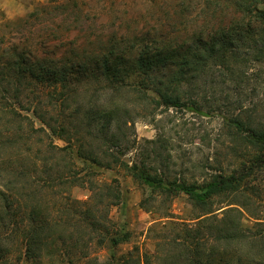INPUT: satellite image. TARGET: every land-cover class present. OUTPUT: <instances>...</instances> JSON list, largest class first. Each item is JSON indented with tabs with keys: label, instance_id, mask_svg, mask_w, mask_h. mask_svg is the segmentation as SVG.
Instances as JSON below:
<instances>
[{
	"label": "rangeland",
	"instance_id": "374dc122",
	"mask_svg": "<svg viewBox=\"0 0 264 264\" xmlns=\"http://www.w3.org/2000/svg\"><path fill=\"white\" fill-rule=\"evenodd\" d=\"M54 1L0 0V45L20 43V48L25 47L27 42H22L29 36V14ZM90 1L92 7L98 8L97 27L112 23L107 18L102 21L105 15L101 14L100 5L97 0ZM194 3L195 15H205L209 6L207 18L215 19L212 0ZM220 3L226 8L230 1ZM226 9L227 14L231 9ZM142 10V3H131L130 15ZM253 25L262 30L259 23ZM261 38L260 33L246 39L251 47L235 49L228 54L225 65L201 72L185 85L201 113L156 107L147 100H136L133 92L105 90L101 106L124 105L131 113L122 128L124 140L116 148L86 135L84 125L79 131L68 128L67 137L57 135L41 117L59 124L61 120L56 117L60 106L46 96H41L39 102V94L29 86H23L19 99L11 94L7 102L0 90V264H111L114 258L118 260L128 252L133 253V258H141V264H184L185 258L191 256V249H184L185 236L208 214L197 218L201 210L183 192L153 199L148 185L134 179L102 149H111L124 163H146L151 173L162 172L168 180L201 183L209 180L212 173L230 176L236 172L238 178L244 175L236 192L214 197L216 208L237 207L245 229L254 233L264 230V166L253 162V153L241 134L227 121L238 114L245 120L250 118L252 123H264V53L256 55L254 51ZM96 85L93 81L78 85L74 104L85 106L88 99H94ZM3 103L11 104L17 112L3 109ZM64 123L72 122L66 119ZM52 144L70 148L58 151ZM94 148L102 158L95 166L78 152ZM116 193L120 194L119 199ZM142 200L150 210L141 206ZM88 206L101 221L108 218L114 233H129L127 240L113 245L111 236L102 229L99 233L92 231L82 214ZM216 213L221 217L222 209ZM218 223L213 220L205 224L201 235L211 251L207 263L264 264L252 262L254 256L237 242L231 247L221 245V252H212L216 243L212 234L221 228ZM40 224L49 226L48 237L42 249L29 257L26 232ZM256 241L258 247L253 251L261 248L258 238ZM247 254H251L250 258ZM259 259L264 260V254Z\"/></svg>",
	"mask_w": 264,
	"mask_h": 264
},
{
	"label": "trees",
	"instance_id": "16d2710c",
	"mask_svg": "<svg viewBox=\"0 0 264 264\" xmlns=\"http://www.w3.org/2000/svg\"><path fill=\"white\" fill-rule=\"evenodd\" d=\"M229 1L226 8L231 10L227 11V16V9L220 3L222 0H212L215 19L210 20L207 18L209 6L205 8V15L192 12L196 5L194 0H97L101 14L105 15L101 17L102 21L107 18V22H112L98 27L95 16L98 8L97 5L92 7L90 0H55L43 4L26 19L29 36L25 42L21 41L27 42L25 47L20 48V43L0 45L2 99L7 102L11 94L19 99L23 86H29L32 92L39 94V102L41 96H46L60 106L56 117L61 120L59 124L41 117L57 135L67 137L68 128L79 131L84 125L86 135L113 148L119 147L124 140L122 128L127 125L131 113L124 105L101 106L105 90L133 92L136 100H147L148 104L154 103L156 107L186 108L201 113L198 102L184 88L191 79L201 72L207 73L214 66L225 65L228 54L235 49L251 47V43L245 40L260 33L261 43L260 40L257 42L254 51H257L256 55L264 53V0ZM133 2L142 3L141 13L130 15ZM253 23L262 25V30ZM244 53L247 54L246 51ZM89 81L97 84L94 88L96 97L88 99L86 107L74 104L76 99H72L77 95L78 85ZM3 105V109L17 112L11 104ZM66 119L72 123L65 125ZM250 120L238 114L227 118L229 125L238 130L253 153V162L264 166V123H252ZM51 146L58 151L70 148ZM83 151L78 150L83 160L94 166L101 162L95 148ZM101 152L110 155L113 162L122 164L134 179L148 185L155 196L153 199L158 196L169 198L183 192L201 210L197 218L208 214L197 221V227L190 231V235L185 236L184 249L190 248L191 256L185 258L184 264H209L206 257L211 255V251L208 252L201 235L205 224L213 220L219 222L221 228L217 227L212 234L216 241L212 252H221V245L231 247L237 242L238 246L245 245L254 256L252 262L263 263L264 260L259 258L264 254V230L254 233L245 229L239 220V208H216L214 201L216 195L236 192L244 175L238 178L236 172L230 176L222 172L212 173L209 180L201 183L168 180L162 172L151 173L146 163L121 162L111 149H102ZM107 188L111 190L110 185ZM115 197L119 199L120 194L116 193ZM145 200L141 206L150 210ZM219 209L223 212L221 217L216 213ZM82 214L91 230L98 233L103 230L106 236H111L113 245L129 237L127 232L114 233L108 226V218L101 221L90 206ZM48 230L47 224H40L26 232L27 256H34L42 249ZM257 238L261 248L253 251L258 247ZM132 254H123L118 260H114L113 255L111 264H141V258H133ZM251 254L247 257L250 258Z\"/></svg>",
	"mask_w": 264,
	"mask_h": 264
}]
</instances>
